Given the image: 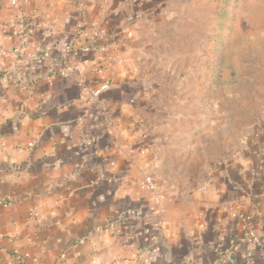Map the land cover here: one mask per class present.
<instances>
[{"label":"crops","instance_id":"obj_1","mask_svg":"<svg viewBox=\"0 0 264 264\" xmlns=\"http://www.w3.org/2000/svg\"><path fill=\"white\" fill-rule=\"evenodd\" d=\"M48 1L0 0V51L17 50L0 53V264H264V125L228 151L190 75L195 33L145 1ZM88 21L115 50L52 71L34 56L59 60ZM78 81L108 88L87 107Z\"/></svg>","mask_w":264,"mask_h":264},{"label":"rangeland","instance_id":"obj_2","mask_svg":"<svg viewBox=\"0 0 264 264\" xmlns=\"http://www.w3.org/2000/svg\"><path fill=\"white\" fill-rule=\"evenodd\" d=\"M35 1L26 0L21 8H34ZM140 1L172 11L181 36L195 33L190 75H198L197 99L207 104L206 118L214 120L218 134L221 123H228L232 152L237 136L264 125V0ZM201 166L199 161V179Z\"/></svg>","mask_w":264,"mask_h":264},{"label":"built area","instance_id":"obj_3","mask_svg":"<svg viewBox=\"0 0 264 264\" xmlns=\"http://www.w3.org/2000/svg\"><path fill=\"white\" fill-rule=\"evenodd\" d=\"M11 5L14 6H23V4H26V0H8ZM10 23H13L14 20L10 19ZM116 48V42L111 38V36L108 34L107 30L102 27L98 22L96 21H88L84 24H81L77 30L76 35L74 36V39L69 43L64 50V52L61 54V57L59 60L51 58V55L49 51L45 48L39 49L36 54L34 55L36 58H42V59H48L51 60V66L49 68L50 71L53 70V65H59L62 62L68 61L72 62L75 61L76 58L81 53H88V52H109L113 51ZM1 55H9L14 54L16 55L17 50H5L2 49L0 51ZM110 65V58H108L107 62L103 64L99 69H97V73L100 75V77L103 79L105 78V71ZM61 75H67L66 70L61 69L60 71ZM78 85L83 97V101L87 107L91 106L93 103L97 102L100 95L107 90L108 83L106 81H102L96 86L88 85L83 83L82 81H78ZM33 86L30 87L29 91V97L31 98ZM35 141L30 142L27 147H32L34 145ZM82 166V163H77L75 165L76 169H79ZM142 186L149 192V195L153 199L155 203H158L162 198V193L157 189V186L153 179L150 176H145L141 182ZM201 190H206V187H203ZM242 220L247 222L249 219L248 215L241 216ZM106 224L110 227H115L117 225V222L114 220H109L106 222ZM245 228L248 227L245 225ZM101 229H99L100 231ZM249 234L252 235V233L249 231ZM88 236L83 237L81 239H78L72 246H76L78 244H82L86 241ZM13 254L15 256H19V250L17 248L13 249ZM24 256L28 257V254H24ZM60 258H64V253L60 254ZM34 263H37L38 258L34 257L32 259Z\"/></svg>","mask_w":264,"mask_h":264}]
</instances>
